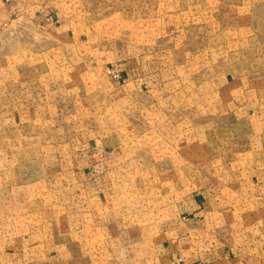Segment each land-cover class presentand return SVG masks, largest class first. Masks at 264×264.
<instances>
[{
	"label": "rangeland",
	"instance_id": "obj_1",
	"mask_svg": "<svg viewBox=\"0 0 264 264\" xmlns=\"http://www.w3.org/2000/svg\"><path fill=\"white\" fill-rule=\"evenodd\" d=\"M70 1L53 3L65 39L44 25L0 26V54L25 51L0 70V191L54 208L67 250L55 264H156L159 209L174 224L173 195L189 181L217 172L264 182V0ZM131 44L171 65L173 80L120 104L118 134L103 138L123 157L102 185L63 174L54 145L105 127L104 79L121 77L112 63ZM239 79L250 110L237 101L234 114L216 111L218 91ZM34 103L43 120L18 118Z\"/></svg>",
	"mask_w": 264,
	"mask_h": 264
},
{
	"label": "crops",
	"instance_id": "obj_2",
	"mask_svg": "<svg viewBox=\"0 0 264 264\" xmlns=\"http://www.w3.org/2000/svg\"><path fill=\"white\" fill-rule=\"evenodd\" d=\"M53 3L72 2L0 0V26L11 23L22 29L25 25L32 32L44 25L51 30L48 34L51 33L52 39H65V33L55 31ZM24 52L22 47H16L13 52L0 54V63L4 64L0 70L6 71L9 59L12 56L17 59ZM113 61L112 66L120 70L121 77L113 80L108 75L104 79L109 105L105 127H95L92 138L62 141L53 149L55 164L63 174H78L91 184L102 185L122 161L120 145L103 138L118 134L120 104L133 102L145 89L158 82L168 83L175 76V69L145 46L128 45ZM217 94L213 108L220 113L234 114L239 106L237 101L240 108L248 111L253 103V91L242 79L228 83ZM42 104L34 103L25 111L20 108L18 118L43 120ZM263 204L264 182L252 176L241 178L237 173L207 172L189 181L187 190L173 195L170 214L176 219L174 224L166 213L163 215V208L159 209L156 264H264ZM98 222L99 230H105L104 219ZM64 243L56 235L55 210L51 205L39 206L33 194L8 197L0 191V264H55L67 251ZM244 248L253 250L245 252ZM100 261L103 258H96L94 263Z\"/></svg>",
	"mask_w": 264,
	"mask_h": 264
},
{
	"label": "built area",
	"instance_id": "obj_3",
	"mask_svg": "<svg viewBox=\"0 0 264 264\" xmlns=\"http://www.w3.org/2000/svg\"><path fill=\"white\" fill-rule=\"evenodd\" d=\"M107 73L110 74L114 78H119L120 77V74L117 73L115 70H113L111 68H107Z\"/></svg>",
	"mask_w": 264,
	"mask_h": 264
}]
</instances>
